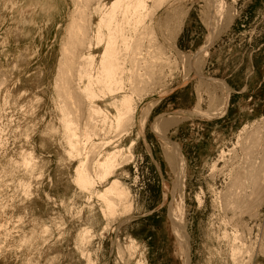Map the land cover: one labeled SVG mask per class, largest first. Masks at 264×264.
Segmentation results:
<instances>
[{
	"label": "rangeland",
	"instance_id": "374dc122",
	"mask_svg": "<svg viewBox=\"0 0 264 264\" xmlns=\"http://www.w3.org/2000/svg\"><path fill=\"white\" fill-rule=\"evenodd\" d=\"M74 1L0 0V264H264V193L241 214L225 208L221 196L241 165L240 135L263 126L264 0H220L221 19L213 0H167L157 12L152 39L170 50H163L165 82L151 81L145 96H136L128 137L95 140L104 145L101 156L118 145L132 158L95 186L103 192L118 179L130 191V212L123 204L113 218L96 193L76 185L79 160L51 131L61 128L54 79ZM168 23L181 31L172 42ZM150 108L142 130L140 117ZM170 118L179 125L157 133L155 125ZM27 153L35 161L30 171L22 162Z\"/></svg>",
	"mask_w": 264,
	"mask_h": 264
},
{
	"label": "bare ground",
	"instance_id": "6f19581e",
	"mask_svg": "<svg viewBox=\"0 0 264 264\" xmlns=\"http://www.w3.org/2000/svg\"><path fill=\"white\" fill-rule=\"evenodd\" d=\"M106 1L108 0L74 1L75 6H73V11H71L70 21H68L69 23L67 29L65 28L66 34L63 39L61 49L59 50L60 56L54 79L55 106L59 113V123L61 124V128H53L51 131H54V134H61L63 138L66 139L67 148H69L68 156L79 160V166L77 167L75 174L76 185L82 192L96 193L98 199H101V202L103 201L104 207H106L108 213L111 214L110 217L113 218V215L116 216L115 214L120 212H117V209L119 210V206L124 204L127 209L132 207L129 203L130 191H128L118 179L110 182L109 186L103 192L95 191V186L97 182L106 183L111 180L115 176L116 172L123 168L124 164H127L130 160L132 161V158L131 155H125L124 150L118 148V145L115 146L112 151H109L104 156H101L100 148H102L103 144H98L95 140L97 137H100L101 134L106 137V135L110 133H117L120 139L128 137L137 121L138 105L135 100L136 96H145L144 92H146V88L150 85L151 81H153V84H161L162 86L164 78L166 79V75L164 76L166 70L164 56H167V54H165L166 51L164 52L163 50L168 48L165 46L166 48L164 47V49L158 40L154 41L152 37L155 38L154 36L156 34L154 32L155 29H153V22L157 12L164 7L166 2L171 0H113L110 3H107ZM210 1L211 0H208L209 6ZM150 2H152L153 6L149 5ZM213 4L215 16H217V18L219 16L221 17L224 13L223 9H225L224 2L220 0H213ZM220 17L219 19H221ZM159 21L158 23L162 22ZM167 22L170 23V21ZM24 23L25 26L26 22ZM159 26H161V24L158 25V29H161ZM170 26L171 25H169V27ZM178 26L176 24L174 28L170 27V29L173 28L172 30L169 29V39L171 42L172 39L176 37L177 30L179 31V28L177 29ZM159 33H163L162 35L164 36L166 32L159 31ZM157 36L158 34L156 35V38ZM21 38H23V36ZM165 40H168V38ZM210 42H208V44H210ZM206 47L208 48V46ZM168 51L170 50L168 49ZM205 54L207 55L208 52H205ZM195 60L197 59L195 58ZM166 61H168V58ZM198 61L201 60H197V62ZM197 62H195V64ZM198 63L196 64V70L198 69L197 73L200 69V65L198 67ZM194 66L195 65L193 64L192 67ZM170 68L172 67L169 66V70ZM7 76L9 77V73ZM2 80L0 84L3 87ZM4 83H6V81ZM153 86L154 85H152V87ZM6 96L7 95H5V97ZM3 102L6 104L10 101L5 103L4 100ZM104 103L106 105L105 110L100 105ZM150 107L152 108V106ZM151 108L145 110L146 112H143L140 117V127L142 130H144L147 125L148 117L151 115ZM212 112L211 114L214 116L222 114L219 110V114L215 111ZM0 114L2 113L0 112ZM170 119H163L162 122H158V124L155 125V131L165 135L168 129L170 130V128H174L179 125L178 123L180 120L177 122V120ZM262 121L263 126L256 124V126L258 125L259 127L256 128L254 126L255 128L253 127V132H247L248 134L246 137L244 135L245 138H242L243 134L241 133L242 136L240 135L239 137V146L242 148L240 160L241 165H239V168L236 169V172L233 168V171L235 172L231 173L233 174V177L229 175L232 177V180L230 179L231 185L229 183V189L227 188L228 190L224 193V196L221 195L223 198V206H225L228 210L233 211L234 214H241L243 213L242 211L245 210L249 211V209H251L250 206L252 205L251 201H253V203L254 201H256L255 203H260L257 202L258 196L261 198L260 195L263 196L261 193H264L262 192L264 191V119ZM182 122L183 121H181V123ZM261 122H259L260 125L262 124ZM246 131L247 129L245 128L243 133ZM52 136L54 135L52 134ZM27 138L28 137H26V139ZM133 145L134 144L132 143V146ZM132 146H130V148ZM130 148L128 151L131 152ZM23 158L22 162L24 160V166L28 168V171L32 170L35 167L33 163L35 161L31 153L30 155L27 153V155ZM168 158L171 159L174 164L173 159L170 156H168ZM180 163L182 170L184 165L182 159ZM253 198H256L257 200H254ZM125 208L123 210H126ZM127 211H129V209L126 210V213ZM104 213L105 212H103V214ZM174 213V215L172 214L173 217L175 216L176 221L180 222L182 225L183 217H181V214H179V216L176 212ZM255 216L257 217V215ZM182 226L179 225L180 230ZM175 230L177 238H179L182 243L181 246L184 247L187 238L184 239L183 236L185 234L181 235V233L185 230V228L184 230L182 228L183 231L181 230V233L180 230H177V228ZM88 235L89 234L87 233L83 234L81 241L85 242L88 240ZM226 237L228 236H225V239ZM237 237L235 238L236 240ZM239 237L238 241L240 242L241 236ZM242 241L244 240L242 239ZM233 244L235 243L232 242L233 248L237 249L236 244ZM241 244L242 243H240V246L244 245ZM186 245L185 249L188 248ZM133 246L135 245H132V247ZM240 246H238V248ZM243 249L245 248L243 247ZM238 250L233 249L232 252L235 251L237 254L239 252ZM244 251L247 252V250ZM237 256L239 255L237 254ZM87 258H90V256H87ZM87 264H92L91 259L87 261Z\"/></svg>",
	"mask_w": 264,
	"mask_h": 264
}]
</instances>
